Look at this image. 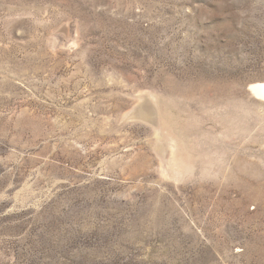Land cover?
<instances>
[{"label":"rangeland","instance_id":"obj_1","mask_svg":"<svg viewBox=\"0 0 264 264\" xmlns=\"http://www.w3.org/2000/svg\"><path fill=\"white\" fill-rule=\"evenodd\" d=\"M264 0H0V264H264Z\"/></svg>","mask_w":264,"mask_h":264},{"label":"bare ground","instance_id":"obj_2","mask_svg":"<svg viewBox=\"0 0 264 264\" xmlns=\"http://www.w3.org/2000/svg\"><path fill=\"white\" fill-rule=\"evenodd\" d=\"M250 92L256 96V98L264 99V82L258 81L250 85Z\"/></svg>","mask_w":264,"mask_h":264}]
</instances>
